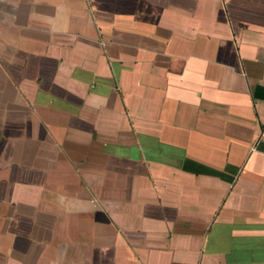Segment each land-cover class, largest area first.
I'll return each mask as SVG.
<instances>
[{
    "label": "crops",
    "instance_id": "1",
    "mask_svg": "<svg viewBox=\"0 0 264 264\" xmlns=\"http://www.w3.org/2000/svg\"><path fill=\"white\" fill-rule=\"evenodd\" d=\"M0 264H264V0H0Z\"/></svg>",
    "mask_w": 264,
    "mask_h": 264
}]
</instances>
